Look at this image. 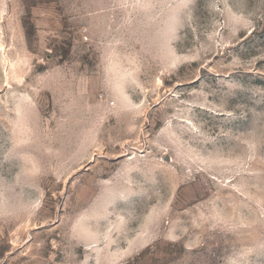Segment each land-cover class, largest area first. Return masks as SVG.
I'll list each match as a JSON object with an SVG mask.
<instances>
[{
  "label": "rangeland",
  "instance_id": "rangeland-1",
  "mask_svg": "<svg viewBox=\"0 0 264 264\" xmlns=\"http://www.w3.org/2000/svg\"><path fill=\"white\" fill-rule=\"evenodd\" d=\"M0 264H264V0H0Z\"/></svg>",
  "mask_w": 264,
  "mask_h": 264
}]
</instances>
